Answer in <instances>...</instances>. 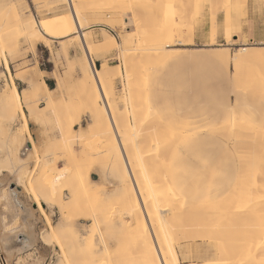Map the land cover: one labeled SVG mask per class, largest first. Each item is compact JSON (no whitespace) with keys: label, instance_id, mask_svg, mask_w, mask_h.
<instances>
[{"label":"rangeland","instance_id":"obj_1","mask_svg":"<svg viewBox=\"0 0 264 264\" xmlns=\"http://www.w3.org/2000/svg\"><path fill=\"white\" fill-rule=\"evenodd\" d=\"M174 1L166 0L165 3L159 2V5L155 2L153 3L154 8H151L154 16L157 15L156 17L162 21H170L176 18L172 15V9L176 11V16L177 14L179 15L180 11L182 14L183 10V13H186L184 16L186 23L184 22L181 37L188 45H184L185 47H167V54L169 52V55L161 61L160 65L157 64L154 68L151 61L145 59V63L143 62L144 64L141 66L144 67L137 70L136 74L130 79L124 75L123 61L132 60V54L136 50L133 48H137L141 41L137 39L136 45L134 44L132 47L133 50L131 49L127 52L122 51L118 44L122 46L123 41L130 35L129 33L136 32V25L133 21L134 13H101V10H97L102 4L100 0H92L90 3L85 2L86 5L78 9H81L80 12L85 18L84 23L89 26L88 30L92 27L87 35V44L93 49V54L89 56L90 61L94 62L99 70L103 66L112 68L107 71L104 79L109 97L112 100L107 102L101 98L102 100L99 99L98 105L93 106L87 98V93L90 96V89L88 90V88L82 86L84 78L81 71L85 70L86 64L88 65V59L84 54L81 43L83 40L82 32L79 34L72 33L69 37L60 39L46 37L47 46L42 43H37L34 46L26 42L18 27H15L16 19L11 11L12 7H16L24 24H30L35 21L44 31L54 25L55 21H63L68 28V18L72 16L74 10L76 12V7L74 8L68 3L60 5L61 2L59 0H0V26L2 27V30H0V33H2L0 34V94L7 91L10 95L9 92L11 90L9 88L12 81L16 83L19 91L23 92V94H30L28 106L23 105L27 115L26 120L19 116L20 111L18 110L13 115L12 112L0 108V151L2 152H0V168L6 171L4 174H7V180L9 179L10 182L15 179L16 172H20V167L16 166L18 164L15 161V149H12L8 140L11 133L21 130L23 131L24 139L30 136L28 139L35 144L38 156H44L45 161L49 163L46 164V167L50 166L51 172L53 171L51 173L50 169L46 167L42 168L43 170H40V168L36 170L39 173L35 172L32 176V181L37 187L35 191L37 195L33 196L34 193L32 194V192L27 195L22 188H20L21 191L16 188L12 189V185L16 187L14 181L8 186V191L17 190L16 197L20 203V205H16L10 194L13 209H21L25 212L26 207H31V209L29 208L30 213H33L25 218L27 227L29 224V226L33 225L29 228L26 227L28 231L30 230L29 233H27V229L22 228L23 221L21 219L9 221L10 226L5 230L2 229L0 221V233L8 231V234H11L18 227L20 228H18L19 230L24 231L19 234L17 239H12L8 244L9 250L18 251L13 257L5 258L8 264H57L64 257H68L67 262L76 264V253L71 254L67 247H64L63 250L59 249L61 245H71L75 240L74 235L66 230L61 239L57 240L59 241L58 244H56V240L50 238L48 226L44 222L46 216H48L46 218L47 221H53V225H58L61 221L79 220L78 218L83 214L82 209L65 208L60 210L57 208L60 205L48 198L49 184L56 178L52 168L55 158L53 152H57L60 157L61 163L58 167L61 170L65 171L70 167V173H77L81 176H85L88 172L90 174L94 173L93 181L96 183L89 185L90 188H93L94 193L89 194L90 192H87V198L84 197L86 196L85 189H87L84 185L80 187L75 184L78 187H74L72 189L74 193H72L70 191L71 188L67 186L68 179L60 182L62 185L59 184L61 188L58 190L64 195L65 203L67 202V196L71 193V195L76 196L77 205L82 206L83 202L86 201L85 199H87L88 205L94 207L101 204L102 200L105 199L106 192L110 193L108 197L109 203L114 209L115 206L120 208L125 201L127 202L128 195L126 192L115 193V186L110 183L100 185L101 178L113 181L115 176H123V173L121 170L116 171L115 166L110 165V163H106L108 162L107 154H105L107 150L109 152L112 151V153L115 151L114 125L104 123L98 128H93L90 113H97L102 116L107 114L106 111L109 109L108 111H111L123 126L131 127L134 124L145 126L147 118H149L154 108L160 116L169 117L173 120L167 125L168 127L173 126L178 130L194 133L195 137L192 136L188 140V144H186L188 150L183 154L184 156H180L182 160L179 161V168L182 174L186 173L183 178L184 187H188L196 197L203 198L220 195L222 197L234 186L237 178L238 157L233 144L221 139L209 140L206 135L209 127H218L220 125L236 102L237 96L234 97L236 91L232 82L234 66L232 60H224L225 62L223 61L222 64L210 60L207 51L216 49L215 51L225 55L230 53L229 55L232 59L237 50L243 46L264 47V0L245 1L243 7H241L242 17H233L231 21L233 26L230 30L232 35L229 40L227 39L226 31L228 28L225 27V14L219 10L222 0ZM213 28L214 30L215 28L217 29L215 36H213ZM115 40L117 41L116 45ZM173 49L179 50L176 52ZM7 66H9V70L6 68ZM150 67L153 68L151 77H144L145 71L148 68L152 69ZM117 69L121 73L120 76L117 74ZM261 72H264V69ZM261 72L259 71L261 75L256 73V76L264 77V73ZM140 76L142 79H136V77ZM126 79L129 81L128 83ZM31 82L37 83L41 91L42 83H47L49 88L55 90L56 102L48 107L44 100H40L41 96L36 97L30 92H25ZM106 106L109 107L107 108ZM35 107L37 108L35 109ZM144 118H146L145 121ZM1 122L3 125H1ZM3 126L5 130L2 129ZM68 127L74 131L71 137L64 140L61 130L63 129L66 132ZM9 132L10 134H8ZM112 136L114 140L110 139L113 138ZM53 147H56V149ZM91 150L92 152H89ZM95 152L99 154L91 156ZM173 153L171 154L169 165L175 159ZM35 157L34 159L31 158L32 160L29 163L28 169L30 170L32 166L36 165ZM65 157L68 158L66 159ZM33 163L35 165H32ZM198 164H201V166ZM64 166H67L66 169ZM195 168H198L197 171L204 173L205 176L198 178L190 175ZM133 169H135L133 173L138 177L140 176L141 181L143 180L142 182L145 183L144 186H147L146 184L149 181L146 178L148 171L144 168L139 170L140 168L137 166L133 167ZM30 170L28 174H26L27 171L25 172V181L29 177ZM145 171L147 174H145ZM8 172L11 174L9 173L8 175ZM7 185L6 183L4 187L6 188ZM35 197H38V199ZM199 198L197 199L198 201L204 202V200H199ZM214 200L216 199L209 201ZM34 201H42L41 203H44L39 211L37 208L35 209ZM49 204L51 205L49 206ZM52 204L56 205L52 206ZM27 222L30 223L28 224ZM104 222L106 221L99 224V229L103 232L109 230L108 224ZM82 223H79V225L91 226L90 222ZM103 227L104 229H102ZM31 231L34 234L30 235ZM28 235L33 238V244ZM24 238H26V241ZM18 239L23 241L21 245H15ZM63 254L64 257L61 256ZM202 263L200 262V264Z\"/></svg>","mask_w":264,"mask_h":264},{"label":"bare ground","instance_id":"obj_2","mask_svg":"<svg viewBox=\"0 0 264 264\" xmlns=\"http://www.w3.org/2000/svg\"><path fill=\"white\" fill-rule=\"evenodd\" d=\"M91 1L59 0L61 2L60 5L68 3L72 7H76V12L74 10L72 16L68 18V28L67 24L63 23V21H55L54 25L43 31L35 21H32L30 24H24L16 7H12L11 11L16 19L15 27H18L24 40L34 46L37 43L47 46L46 37L60 39L69 37L72 33L79 34L82 32L83 40L81 43L84 54L88 59V65L86 64L85 70H79L84 78L82 86L88 88V90L90 89V96L87 93V98L90 104L97 106L101 98L107 102L112 100L109 97L108 88L104 82L107 71L112 68L103 66L99 70L96 68L95 63L89 59V56L93 54V49L87 44V35L92 27L88 30L89 26H86L84 23L85 18L80 12L81 9H78L86 5L85 2L90 3ZM100 1L102 4L97 10H101V13H134L133 21L136 25V32L129 33L130 35L123 41L122 46L118 44L122 48V51L127 52L132 49L137 39L141 41L137 48H133L136 50L132 54V60L123 61L126 78L130 79V77L136 74L137 70L142 69L144 66H141L145 63V59L151 61L153 68L157 64L160 65L161 61L169 55V52L167 54V47L173 48L188 45L181 37L185 22L184 16L186 15V13H183V10L182 14L180 11L179 15L177 14L176 16V11L172 9V15L176 18L172 16L174 19L170 21H162L156 17L157 15L154 16L151 8L154 6L153 3L157 2V5H159V2L165 3L166 0ZM245 1L222 0L219 10L225 14V27L228 28L226 30L228 40L232 35V32H230L233 26L231 21L233 17H242L243 12L241 7H243ZM101 25L103 26V24ZM0 30H2V27ZM212 30L214 31L213 36H215L217 29L215 28L214 30L213 28ZM116 42L115 40V45ZM178 50L175 49L174 51L178 52ZM215 50L207 51V53L216 62L219 64H222L224 60H232L233 62L234 73L232 75V82L236 91L234 97H237L235 104L230 108L231 110L223 118L220 125L210 128L206 135L210 140L221 139L233 144L238 157L237 178L234 186L224 196L207 202L194 201L181 192L170 176L169 161L177 145L189 137V134L176 131L164 125L154 108L149 118H147L145 126L140 124H134L131 127L123 126L117 117L111 111H108L109 109L107 110L108 112L105 110L107 114L102 116L97 113H90L93 128H98L104 123L114 125L115 151L112 153V151L109 152L106 149L107 152L105 154H107L108 162H105L115 166L116 171L121 170L123 173V176H115V179L113 178L115 181H107L105 178H101V184H99L106 185V183H110L115 186V193L126 192L128 198L127 202H123V206L120 208L115 206L114 209L109 203L108 197L110 193L106 192L105 199L102 200L100 205L89 206L88 202H86L87 199H85L86 201L80 206L76 204V196L68 192L70 193V197L67 196V202L65 203L64 195L58 190L61 188L59 186L60 182L68 179L67 186L71 188V190H68L72 193H74L72 190L74 187H82L84 185L87 188L85 189L86 196H84L86 198L87 192H90L89 194L94 193L93 188H90L89 185L96 182L93 181V173L90 174L88 172L85 176L70 173V167L68 170L66 169L67 164V166H64L66 170H61L58 167L61 163L60 157L57 152H53L55 158L52 168L56 178L50 184L47 182L50 188L48 198L56 201V204L60 205L57 207L60 210L65 208L82 209L83 214L78 218L79 220L61 221L58 225H53V221H47L46 218L48 216H46L44 222L48 226L50 238H54L55 242H57L56 244H58L59 241L57 240L61 239L66 230L74 235L75 240L72 244L70 243L71 245H61V247L59 245V249L63 250L64 247H67L71 251V254L76 253V264H200V262H203L202 264H264V254H261L264 253V77L256 76V73L261 75L259 71L261 72L264 69V47L243 46L237 50L235 55L233 54L232 59L229 55L230 53L225 55ZM6 68L9 70V66ZM153 68H148L145 74H143L144 77L150 78ZM119 72L118 70L117 74L120 76L121 73ZM139 78L142 79L141 76L136 77V79ZM143 80L145 81V79ZM142 84L144 83L142 82ZM9 89L11 90L9 92L10 95L7 91L0 94V108L12 112L13 115L18 110L20 111L19 116L26 120L27 115L23 109V105L28 106L30 94H23V92L19 91L16 83L13 81ZM40 91L38 84L33 82L25 90V92H30L36 97L41 96L40 100H44L48 107L56 102L55 90L49 88L47 83H42L41 93ZM105 105L103 106L105 107ZM1 125H3L2 122ZM61 131L62 138L67 140L72 136L74 130L68 127L66 132L63 129ZM29 137L24 139L23 131L18 130L10 134L8 141L12 149H15V161L18 164L16 166H19L21 169L20 172H16V175L14 174L15 179L13 181L16 183V188H22L23 192L27 195L32 192L34 196L37 195L35 194L37 187L32 181V176L36 170L45 168L46 164L49 163L45 161L44 156H38L36 146L31 143L28 139ZM107 137L109 136L107 135ZM110 139L114 140V137ZM26 141L28 142L25 147ZM29 145L31 148L28 147ZM53 148L56 149V147ZM89 152H92V150ZM97 152L89 155L96 156L99 154ZM34 156H36V165L33 163L32 165L35 166H32L30 170L28 169L29 163L34 159ZM136 166L140 168L139 170L144 168L148 171L149 177L146 175V178L149 180L148 184H146L147 186H144L145 183L142 182L143 180L141 181L140 176L138 177L133 173L135 171L133 167L135 168ZM46 168L50 169L51 167ZM29 170V177L27 176L28 178L25 181V172L27 171L26 174H28ZM4 173L6 171L0 168V221L2 229L8 228L10 226L9 221L12 219H21L23 221L22 228L27 229L33 226H29L30 222H27L29 224L28 227L25 224V218L32 213H30L31 207H29L30 209L26 207L25 212L21 209H13L11 196L15 204L20 205L16 197L17 190L8 191V186L13 181L7 180L8 176ZM1 177L3 178L1 179ZM12 178L14 177L12 176ZM6 183L8 185L5 188ZM41 202L34 201L38 211L42 208L41 205L44 204ZM56 204H52V206ZM21 207L25 209L22 205ZM52 208L54 209V207ZM41 211L43 212V210ZM103 221H106L104 223L108 224L109 227V230L104 232L99 229V224ZM82 222H90L91 226H80L79 223ZM17 229L16 231L13 230L11 234H8V231L0 233V253L4 258L13 257L18 253V251L9 250L8 248L9 242L12 239H17L23 231L19 230L20 228ZM30 229L32 230V228ZM32 233L31 231L30 235ZM29 238L33 244V238L30 236ZM24 240L26 241V238ZM22 243L23 241H19L18 239L15 245H21ZM61 256L64 257V254ZM67 259L68 257H64L57 264H71L67 262Z\"/></svg>","mask_w":264,"mask_h":264},{"label":"crops","instance_id":"obj_3","mask_svg":"<svg viewBox=\"0 0 264 264\" xmlns=\"http://www.w3.org/2000/svg\"><path fill=\"white\" fill-rule=\"evenodd\" d=\"M210 60H213L214 62H216L212 57H210ZM155 110V109H154ZM157 110H155L156 112ZM156 114L159 116V118L163 121L164 125H169V123H171L173 120L169 117H162L160 116L157 112ZM168 127V126H167ZM170 128L176 130V131H179V132H184V133H188L189 134V137H187L186 139L183 140L182 144H180L177 149L175 150V152L173 153L174 154V161L172 163H170L169 165V173H170V176L174 182V184L177 186V188L185 193L187 196H189L192 200L196 201L199 197H196L188 187H184L183 185V178L185 177V174L183 175L180 168H179V161L182 160L180 159V156H182L187 149V145L188 144V140L193 136H194V133H189V132H186V131H181V130H178L177 128L173 127V126H169ZM214 127V126H213ZM212 128V127H209V129ZM208 129V130H209ZM207 130V131H208ZM206 131V133H207ZM208 138V137H207ZM209 139V138H208ZM210 140V139H209ZM184 156V155H183ZM199 166H201V164H198ZM196 170V171H195ZM198 168H195L193 169L192 172L190 173V175H194L193 177H198V178H203L205 175L204 173L200 172V171H197ZM94 174V173H93ZM198 175V176H197ZM21 191V189H20ZM201 196H204V195H201ZM220 196H209V197H200L199 200H204V201H209V200H212V199H218ZM198 201V200H197ZM36 205L34 204V207ZM37 207V206H36Z\"/></svg>","mask_w":264,"mask_h":264},{"label":"built area","instance_id":"obj_4","mask_svg":"<svg viewBox=\"0 0 264 264\" xmlns=\"http://www.w3.org/2000/svg\"><path fill=\"white\" fill-rule=\"evenodd\" d=\"M0 264H8L6 259L3 257V255L0 253Z\"/></svg>","mask_w":264,"mask_h":264},{"label":"water","instance_id":"obj_5","mask_svg":"<svg viewBox=\"0 0 264 264\" xmlns=\"http://www.w3.org/2000/svg\"><path fill=\"white\" fill-rule=\"evenodd\" d=\"M28 147L31 148L30 145H29ZM14 188H16L15 185H12V189H14ZM16 189H17L18 191H20V188H16ZM36 208H37V207L35 206V209H36Z\"/></svg>","mask_w":264,"mask_h":264}]
</instances>
